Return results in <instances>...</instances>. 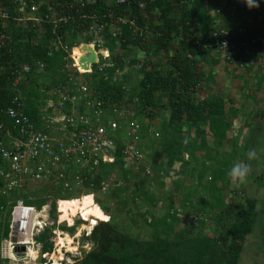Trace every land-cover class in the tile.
I'll return each mask as SVG.
<instances>
[{
	"label": "trees",
	"instance_id": "16d2710c",
	"mask_svg": "<svg viewBox=\"0 0 264 264\" xmlns=\"http://www.w3.org/2000/svg\"><path fill=\"white\" fill-rule=\"evenodd\" d=\"M1 1L6 7L8 5L10 16L7 20H0V34L10 40L0 47V123L14 136L16 130L6 116L12 100L21 98L23 113L31 121L39 119V106L41 108L46 100L41 89L48 91L67 81L62 68L68 53L56 43L57 37L69 52L74 48L73 54L81 46L79 44H88L91 26L96 21L82 20V14H75V10H69L70 13L58 11V15L53 16L48 5H42L33 13L29 7L37 5L35 0L28 5L24 18L28 16L46 21L21 23L18 22L20 16L8 4L9 0ZM231 1L238 12L236 17L256 15L258 10L264 9L262 4L258 9L249 10L243 3H238L240 0H133L127 10L115 8L117 16L134 19L144 33L142 37L133 38L127 25L121 26V32L115 37L109 29L104 31V48L109 51L110 60L103 73L95 70L92 75L85 76L89 86L87 94L107 118H114L110 112L115 109L134 112L133 119L140 126L135 143L139 140L136 150L143 154L141 164L136 171L133 170L138 157L126 155V142L120 140L116 151L111 154L113 163L99 162L97 167L81 170L82 189H64L61 184L48 182L25 192L14 191L1 196L0 224L4 222L6 225L4 214L9 212V201L14 204L21 199L26 206L40 209L50 200V216L54 220L56 202L59 201V223L66 222L70 226L62 224L59 229L70 236L75 234L76 226L87 222L79 216L71 227L79 213L100 211L109 219H93L82 227L83 231H91L95 225L86 238L92 246L90 251H83L81 259L73 264H239L246 238L258 220L257 201L246 199L242 209L239 205H231L236 212L230 222L226 216L229 206L223 192L216 186L223 182L229 161L244 156L249 141L245 140L238 146L236 137L227 139L233 119L226 118L223 99L210 96L200 101L195 97L196 87L204 80V74L196 68L197 58L200 56L206 63L205 53L212 44L207 37L215 31L214 26L219 19L212 21L209 16L219 5L230 4ZM106 9H109L106 2L97 3L87 8L84 15L95 16L97 25H100ZM220 20L224 26L227 25L224 17ZM55 21L58 23L53 25ZM244 27L246 34L236 40L253 35L246 23ZM84 49L88 48H79L77 54ZM135 50L144 53L143 60L131 56L130 52ZM160 53L166 55L161 60ZM37 64H43V71H38ZM69 64L76 67L71 55ZM87 70L79 69L81 73ZM209 79L211 81L212 76ZM258 87L255 83V88ZM230 109L236 111L233 107ZM253 116L258 118L255 114ZM261 117H264V111ZM145 119L151 122L152 127L145 125ZM126 122L127 119L120 121L122 128ZM243 122L246 124L247 120ZM118 136L125 140L122 132L117 133ZM147 159L152 171V177L148 176L151 179L144 174ZM175 164L180 168L175 172L176 178L170 182V193L178 196L182 187L187 185L186 180L194 178L191 180L198 187L196 192H201L202 196L192 204L191 196L185 195L182 208L187 212L196 211L195 214L213 222L214 228L208 234L198 228L193 230L190 224L182 229L175 227L178 221L175 210L166 212L163 217H155L157 200L150 188L154 180L163 185L164 179L160 177L171 172ZM134 175L138 176L137 183L132 184L130 177ZM121 183L130 186L115 187ZM103 187L104 195L101 193ZM131 187L127 194L129 199L124 201L125 196L122 195ZM89 194L95 197L93 211L86 212L82 207L68 209L69 200ZM118 201L122 202L124 217L131 211L128 204L133 206L135 213L119 218ZM70 206L73 205L70 203ZM136 218L142 224L140 227L148 228V236L142 238L134 232L140 228L134 227ZM204 222L206 220L198 222L199 226ZM53 229L46 228L37 239L44 253L52 252L49 239Z\"/></svg>",
	"mask_w": 264,
	"mask_h": 264
},
{
	"label": "built area",
	"instance_id": "2783aa9c",
	"mask_svg": "<svg viewBox=\"0 0 264 264\" xmlns=\"http://www.w3.org/2000/svg\"><path fill=\"white\" fill-rule=\"evenodd\" d=\"M49 1L45 0V5H48ZM105 1L59 0L54 6L48 5L50 7L48 10L53 16L58 15V11L75 10V14H82L80 16L82 20L96 21V24L92 23L94 25L91 26L88 42L95 53L96 62L90 64L85 73H81L77 67L69 64V56L72 55L73 50L69 52V48L62 45L60 37H57L56 43L68 53L64 68H62L67 79L66 83L48 91L41 89L46 100L41 108L39 106L40 114L36 121H31L23 113L24 106L20 103L21 98L15 97L12 100L11 105L6 109V116L12 122L16 134L11 135L4 124L0 123V197L8 196L14 191L25 192L33 189L32 186H40L48 182L61 184L64 189H82L81 170L89 166L97 167L99 162L108 164L114 162L111 154L116 151L118 140H120L117 139V132L120 129L118 122L122 119H127V127L123 132L125 138L123 140L127 147L126 155L138 157L133 170L136 171L141 164L142 155L136 150L135 143V135L140 127L133 119L134 112L127 111L123 114L118 112L116 119L104 123L102 113L97 109L98 105H95L90 98L91 95L87 94L89 86L85 76L92 75L95 70L103 73L110 60V53L104 48V31L109 29L115 37L121 32V26L127 25L133 38L142 37L144 33L137 27L134 19L117 16L112 11H107L106 15H103L102 20L99 21L100 25H97L95 16L84 15L87 13V8ZM112 1L117 6H123L129 2V0ZM33 2L34 0H11L10 4L17 9L19 14H23L27 4ZM4 6L0 0L1 21L7 20L10 16L9 9ZM38 8L40 5H34L30 10L34 13ZM260 11L258 10L256 15L243 16L248 30L258 31L260 35L236 40L240 35L246 34V29L221 25L207 37L212 40L211 49L220 54L225 63L234 66L238 71L251 66L258 47L264 48V30L260 28L264 27V9ZM237 13L234 2H230V4L219 5L212 11L211 16L234 19ZM28 21L41 23L46 19L27 16L20 17L18 20L21 23ZM57 23L55 21L53 25ZM9 40L8 36L0 34V47H3ZM237 41L239 43L236 44ZM37 67L38 71L44 69L43 64H37ZM23 70L27 71V68ZM145 174H149L147 168ZM104 191L103 187L101 189L103 195ZM89 195L95 202L94 195ZM58 203L59 201L56 205ZM7 206H9V212L4 214L6 225H3L4 222L0 224V264H63L67 260L69 263L66 264H73L81 259L82 252L86 249L83 248L84 245L77 242L76 234L71 238V243L76 244V252L72 253L71 257L66 258L58 242L55 243L51 238L49 242L52 243V252L42 251V245L37 239L45 228L56 226L57 229L52 230V235L59 237L62 234L59 229V218L57 221L50 220V206L44 205L40 209L28 207L21 199L16 200L14 204L9 201Z\"/></svg>",
	"mask_w": 264,
	"mask_h": 264
},
{
	"label": "rangeland",
	"instance_id": "374dc122",
	"mask_svg": "<svg viewBox=\"0 0 264 264\" xmlns=\"http://www.w3.org/2000/svg\"><path fill=\"white\" fill-rule=\"evenodd\" d=\"M130 54L131 56L138 57L137 51H131ZM207 56H209V52H207ZM160 57V59L158 58L159 60L164 58V56ZM211 58H214V56L211 55ZM256 70L257 69H254L251 71L243 72V74H239L231 72L227 66H215L214 68L210 69V72H207L208 74L210 73L209 76L207 75V73L204 74V85L206 87V91L210 96H215L224 100L225 110H227L226 118L233 119L232 128L227 134V139H234L236 137L238 146L243 145L245 140L249 141L244 156L242 158L238 157L237 159L229 161L228 167L225 170L223 182H221L220 184L218 183V185L216 186L220 191L223 192V197L226 199L225 203H227V206H229V211L227 212L228 214H226V216L227 220H229L230 222L233 221L234 214L236 212L235 207L231 205H239V209H242L244 206V201L246 199L257 201L258 220L255 222L251 234L246 238L239 264H264V117H261L262 112L264 111V83L260 84L259 88H255V83L259 85L260 79L259 75H257L259 78L257 76H254V74L256 75L258 73L256 72ZM211 76L212 79L210 81L209 78ZM136 81L137 78L135 79V82ZM230 107H233V109L236 110H232L235 113H230ZM110 113L111 115L114 114L112 112ZM254 114L258 116L257 119H255V116H253ZM245 120H247L246 124L243 122ZM145 125H149L150 127L152 126L151 122L148 120H146ZM252 152H255L256 155L254 158H249V154ZM237 162L246 163L249 167L247 178L242 183L233 182L227 175L232 165ZM145 167L150 169L152 177L149 159H147ZM179 168L180 167L177 166L175 168V171L172 170L171 172H167L165 176V173H163L160 177L161 179H164L163 185H158L154 180V185L150 188L151 192L154 193L155 199L157 200V205L155 206V217H163L166 212L175 210L177 211L176 213L178 217V221L176 222L175 227L182 229L184 227H188V224H190V228H192L193 230L198 228L199 231L205 230V232L208 234L214 228L213 222L207 220V218L203 217L200 214H195L196 211H194V213L193 211L187 212L182 208V203L184 200L183 197L185 195L191 196L192 204H195L197 197L202 196L201 192H196L198 191V187L195 186L194 180H191L194 178L189 179L188 182L186 180L185 184L187 185L182 187V191L178 194V196H172V192L170 193V182L172 179L176 178L175 172H177ZM130 178L132 184L137 183L138 176L134 175ZM203 184H205V182H203ZM117 185H115L116 188H125L127 186H130L124 183L119 184V186ZM32 187L37 188L38 186ZM132 188L133 187L128 189V191H125V194L122 195L125 196L124 201L129 199L127 194L132 190ZM72 196L73 198L76 197L75 195ZM70 203L73 206H70ZM118 203V210L120 211L119 218L123 219L132 215V213H135L133 206L128 204L131 211L128 216L126 215L124 217V210H122L121 206L122 202L118 201ZM47 206H50V200L47 201ZM81 207L85 209L86 212L93 211V200L90 195H85L84 197L78 199H71L68 202V209L78 210ZM105 217L106 216L102 215L100 211H98V213L94 211L90 214H87V216H85L84 218L85 221H88L93 219L106 220ZM57 219L58 215L56 214V221ZM50 220L52 221L54 219L50 216ZM76 220L77 218L73 219V221ZM204 220H206V222H204L202 226H199L198 222ZM136 222V226L134 227L142 226V224L139 223L138 218H136ZM64 224L66 225V223ZM56 229L57 227L54 226V230ZM134 232L138 233L140 236H142V238L149 235L148 228L144 226L135 229ZM61 233L62 234H60L59 237L52 235L51 239L55 243L58 242V245V239H62L63 244L60 245V247L63 246L62 254H66V258L71 257L73 255L72 253L76 252L75 242L71 243V238L75 237V234L77 235V242H79L81 245H84L83 248L86 249L84 251L88 252L91 250L92 245L86 239V234L88 233L86 230L85 232H83L81 226H76L74 236H70L64 231H61ZM54 252L56 253V251ZM66 258L64 255V261ZM66 263H69L68 260L64 264Z\"/></svg>",
	"mask_w": 264,
	"mask_h": 264
},
{
	"label": "clouds",
	"instance_id": "9594fccd",
	"mask_svg": "<svg viewBox=\"0 0 264 264\" xmlns=\"http://www.w3.org/2000/svg\"><path fill=\"white\" fill-rule=\"evenodd\" d=\"M35 1V0H34ZM38 1V3H36L37 5H40V7L42 6V5H45V0H37ZM55 0H50L47 4L48 5H50V6H54V4H52L53 2H54ZM57 1H59V0H57ZM56 1V2H57ZM131 1H133V0H129V2L126 4V5H123V6H117V5H114V3H113V1L112 0H106L105 2L107 3V5H108V7H109V9H106L107 11H112V12H114V13H117V11L115 10V8H118L119 10H127V9H129L130 8V4H131ZM135 1H137V0H135ZM10 2H11V0H9V2H8V4H10ZM232 2V1H231ZM239 2H241V3H243L244 5H246V7L249 9V10H254V9H258L262 4H264V0H240ZM238 2V3H239ZM32 3H28L27 4V7L25 8V10L23 11V14H19L18 12H17V9L14 7V6H12L11 4H10V6L12 7V11L13 12H16V14L17 15H19L21 18H24V16H25V11H26V9L28 8V5L30 6ZM34 6V5H33ZM7 7H8V5H7ZM30 8L31 7H29V10H30ZM8 9H9V7H8ZM118 10V11H119ZM10 12V11H9ZM27 17V16H26ZM210 17H211V19H212V21L214 20V17H212L211 16V14H210ZM223 17V16H222ZM127 18H129V17H127ZM221 18V17H220ZM219 18V19H220ZM225 18V17H224ZM236 18V19H235ZM234 19H227V18H225V20H227L228 21V23H227V25L226 26H224V23L220 20V22H219V19L218 20H216L217 22H216V25L214 26V29H217L219 26H224V27H229L228 26V24H230V25H232L233 27H241V28H244L245 29V27H244V25H245V23H246V21H244L243 20V18H241V17H235ZM132 19V18H131ZM36 24H38V23H36ZM246 25H247V23H246ZM261 29H263L264 30V27H260ZM248 29V28H247ZM210 34V33H209ZM208 34V35H209ZM260 35L259 33H258V31H253V35ZM252 35V36H253ZM79 45H81V44H79ZM78 45V46H79ZM74 49V48H73ZM72 49V50H73ZM135 51H137V50H135ZM207 52H209V56H207ZM160 55L161 56H165L163 53L161 54L160 53ZM211 55H213L214 56V58H211ZM205 58H206V63H205V61L203 60V61H201L202 59H201V57L200 56H198V58H197V61H198V64H197V66H196V68H197V70L198 71H200V72H202L203 74H205V73H207V72H210V69H212V68H214L215 66H219V67H221V66H227L229 69H230V71L231 72H235V73H239V74H243V72H246V71H251V70H254V69H257L256 70V72H258L256 75L254 74V76H257V75H259V77H260V79H259V86H260V84H262V83H264V62H262V60L264 59V48H260V47H258V49H257V53H256V56H255V58H254V62H253V64L251 65V66H249V67H247L245 70H243V71H238L237 69H235L234 68V66H232V65H228L227 63H225L224 61H223V59H222V57H220V54H218V53H216L213 49H208V50H206V53H205ZM208 61H213V62H210V63H208ZM91 64H94V63H91ZM206 67V68H205ZM261 71H262V73H261ZM208 74V73H207ZM261 74V75H260ZM258 77V76H257ZM258 77V78H259ZM205 80V79H204ZM204 80H202L201 81V84L200 85H198L197 87H196V92H195V97H196V99L197 100H200V101H202L203 99H205V98H207V97H210V95H209V93L206 91V87H205V85H204ZM259 88V87H258ZM230 109V108H229ZM228 109V110H229ZM130 110V109H129ZM132 111V110H131ZM226 111L227 110H225V113H226ZM113 113H114V118H107L106 117V115H104L103 113H102V120H103V122L104 123H107V122H109V121H111V120H114V119H116L117 118V113L119 112V113H125L124 111H123V109L122 108H120V110H118V109H115V110H113L112 111ZM230 113H231V111H230ZM105 119H108V120H105ZM123 121H124V119H122ZM122 120H120V121H122ZM146 120L147 119H145L144 120V123L146 122ZM120 121L118 122L119 123V125H120V129L118 130V132L117 133H119V132H124V130H125V127H127V123H123L124 124V128H122L121 127V124H120ZM149 121V120H148ZM137 122V121H136ZM137 124H138V122H137ZM126 125V126H125ZM139 125V124H138ZM140 127V126H139ZM150 127V126H149ZM152 127V126H151ZM231 128H232V124H231ZM123 137V136H122ZM122 137H119L118 136V138L117 139H120V140H122V141H124L123 139H122ZM120 140H118V141H120ZM138 144H139V140L137 141V143H136V148H138ZM140 152V151H139ZM140 154L141 155H143L141 152H140ZM255 152H252V153H250L249 154V158H254L255 157ZM185 158H187V157H185ZM145 164H146V161H145ZM145 164H144V174H145V169L147 168V167H145ZM179 167V164H175L174 165V167L172 168L174 171H175V168L176 167ZM148 169V171H149V174L147 175V174H145L146 175V178L148 179V178H150V177H148V176H151V172H150V169L149 168H147ZM248 172H249V167H248V165L246 164V163H242V162H237V163H234L233 165H232V167L229 169V171H228V173H227V175L231 178V180L233 181V182H236V183H242V182H244L245 180H246V178H247V175H248ZM81 198V197H80ZM95 203V202H94ZM47 205V204H46ZM56 207H57V205H56ZM55 213H56V209H55ZM57 214V213H56ZM58 215V214H57ZM109 218V217H108ZM53 221H56V220H53ZM75 222L76 221H73V225L71 226V227H73L74 225H75ZM66 223V222H65ZM62 224H64V223H62ZM61 224V225H62ZM81 225H83V224H81ZM95 226V225H94ZM94 226H93V228H94ZM66 227H68V223H66ZM82 227V226H81ZM47 228H49V227H47ZM50 228H52V227H50ZM68 228H70V226L68 227ZM92 228V229H93ZM46 229V228H45ZM92 229H91V231H92ZM91 231H87V233L88 234H86L87 236L88 235H90V232ZM83 232H85V230L83 231ZM64 264V263H63Z\"/></svg>",
	"mask_w": 264,
	"mask_h": 264
},
{
	"label": "bare ground",
	"instance_id": "6f19581e",
	"mask_svg": "<svg viewBox=\"0 0 264 264\" xmlns=\"http://www.w3.org/2000/svg\"><path fill=\"white\" fill-rule=\"evenodd\" d=\"M81 47H87L88 49H84V50H82L81 52H79L78 54H77V51H78V49L79 48H81ZM83 53H85L84 54V59H82V54ZM71 60H73L74 61V64L76 65V67H78L79 69H83V68H89V65L91 64V63H95L96 62V57H95V53H94V51H93V49H92V47L90 46V45H88V44H81V46H79V47H77L76 48V51L71 55ZM78 65H77V64ZM58 211V210H57ZM102 214V213H101ZM102 215H104V214H102ZM79 216H83V217H85V216H87V214H85V216H84V214L82 215V214H77L76 215V217L75 218H78ZM105 216V215H104ZM74 218V219H75ZM93 218H94V216H93ZM105 219L106 220H99V219H97L98 221H109V219H107V217H105ZM91 222V220H88L87 222H86V224L85 225H80V226H82V227H85L86 225H88L89 223ZM65 223V222H64ZM59 224H62V223H59ZM81 227V228H82ZM58 241H59V248L60 249H63V246L62 247H60V245H62L63 243H62V239L61 238H59L58 239ZM70 249V248H69Z\"/></svg>",
	"mask_w": 264,
	"mask_h": 264
},
{
	"label": "crops",
	"instance_id": "0c3cea01",
	"mask_svg": "<svg viewBox=\"0 0 264 264\" xmlns=\"http://www.w3.org/2000/svg\"><path fill=\"white\" fill-rule=\"evenodd\" d=\"M143 55H144L143 52L137 50V56L139 57V59H142V60H143V59H144ZM210 62H213V61H210ZM207 75L209 76V74H207ZM231 112H232V113H235V112H233L232 110H231Z\"/></svg>",
	"mask_w": 264,
	"mask_h": 264
}]
</instances>
